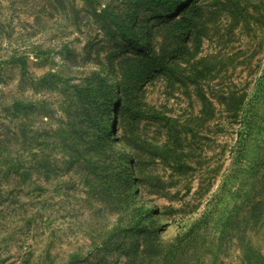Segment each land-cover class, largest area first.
<instances>
[{
    "label": "rangeland",
    "instance_id": "374dc122",
    "mask_svg": "<svg viewBox=\"0 0 264 264\" xmlns=\"http://www.w3.org/2000/svg\"><path fill=\"white\" fill-rule=\"evenodd\" d=\"M50 77L81 159L38 117L18 167L10 106ZM177 255L264 264V0H0V264Z\"/></svg>",
    "mask_w": 264,
    "mask_h": 264
},
{
    "label": "trees",
    "instance_id": "16d2710c",
    "mask_svg": "<svg viewBox=\"0 0 264 264\" xmlns=\"http://www.w3.org/2000/svg\"><path fill=\"white\" fill-rule=\"evenodd\" d=\"M172 1H170L171 3ZM180 2H175V6H179ZM126 39L130 38V36L125 37ZM134 42V40H133ZM12 61L14 63L22 62L24 60L21 57H13ZM161 65L160 63H156ZM25 65V62L24 64ZM56 77L50 78H41L38 81H33L30 84V87L34 94L45 93L42 95L41 100L35 101L31 99L26 104H20L19 102H13L10 106V115L12 118V122L14 119H17L19 113L25 114V123L22 127V134H21V143L18 141V137L15 133H13V144L12 147L14 148V156L13 159L14 165L18 167L21 166L22 161L20 160L22 157V153H19L17 150L19 147L22 146L23 152H26L28 156L32 155L34 157V153H32V148L34 144V136L37 135L36 122L38 121V117L44 119L46 124L52 123L49 125L50 127H46L49 129L51 134H48L50 140L53 141V144H58L61 146L62 149L67 151L70 154L75 155V158H80L82 156L81 150L83 146V139H84V132L82 128L79 126L78 119V110L74 106V102H67L65 98V93L67 91L60 92L57 86L51 85L54 83L56 85ZM69 83L66 81V84ZM49 93H56L57 96H51L48 98L47 94ZM121 102L117 105L118 109L120 107ZM105 123V120H103ZM103 131L105 133L106 140H109V136L107 135V131L105 125L103 127ZM52 142H47V146H51ZM76 160V159H75ZM25 161H23L24 165ZM129 164V162L127 163ZM126 164V165H127ZM129 174V172H127ZM178 256H170L171 261L166 260L165 264H171L173 262L178 261Z\"/></svg>",
    "mask_w": 264,
    "mask_h": 264
},
{
    "label": "bare ground",
    "instance_id": "6f19581e",
    "mask_svg": "<svg viewBox=\"0 0 264 264\" xmlns=\"http://www.w3.org/2000/svg\"><path fill=\"white\" fill-rule=\"evenodd\" d=\"M183 8V7H182ZM114 100H116V102L118 101V95H117V92H115L114 93ZM116 108H117V105H115V106H113V114H116L117 113V110H116ZM111 118V117H110ZM114 123H113V120H112V118L109 120V122H108V130H109V134H110V138H111V140L113 141L114 140V130H113V125ZM106 128V127H105ZM132 162V161H131ZM131 169V168H130ZM132 170V169H131ZM132 171L130 172V175H129V177H132ZM132 179V178H131Z\"/></svg>",
    "mask_w": 264,
    "mask_h": 264
}]
</instances>
